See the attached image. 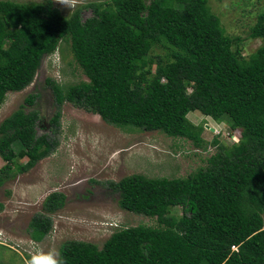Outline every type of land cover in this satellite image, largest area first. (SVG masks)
Returning a JSON list of instances; mask_svg holds the SVG:
<instances>
[{"label":"trees","instance_id":"1","mask_svg":"<svg viewBox=\"0 0 264 264\" xmlns=\"http://www.w3.org/2000/svg\"><path fill=\"white\" fill-rule=\"evenodd\" d=\"M86 8L93 14L83 19L81 7L64 16L52 0H0V109L9 93L34 82L43 59L62 43L88 78L72 85L47 80L57 108L50 134L38 135L40 113L25 108L39 95L3 121L0 158L8 165L0 186L57 149L65 103L122 130L161 132L202 148L204 127L188 119L199 112L226 122L238 142L226 147L215 139L207 166L186 178L133 175L112 184L123 210L157 218L158 226L120 229L103 248L68 241L59 261L264 264V10L250 32L262 44L245 57L241 38L226 33L209 0H109ZM64 205L65 196L53 193L43 207L54 213ZM174 208L182 216H173ZM51 230L46 215L30 223L35 241Z\"/></svg>","mask_w":264,"mask_h":264},{"label":"rangeland","instance_id":"2","mask_svg":"<svg viewBox=\"0 0 264 264\" xmlns=\"http://www.w3.org/2000/svg\"><path fill=\"white\" fill-rule=\"evenodd\" d=\"M52 1L64 16H71L81 7L82 17L86 19L93 14L92 9L86 8L88 3L109 0ZM209 5L221 19L226 33L241 38L244 56L255 53L262 42L252 39L250 32L264 10V0H209ZM48 79L63 85L88 81L68 46L62 43L59 51L43 59L28 88L7 95L0 109V125L25 104L29 95L35 94L39 95L35 106L25 108L27 112L40 113L38 135L50 134V120L57 108ZM61 112L57 149L28 172L16 173L0 186V261L6 264H52L53 258L59 261L61 247L68 241H84L103 248L120 229L139 225L157 227V218L123 210L120 195L112 184L133 175L186 178L207 166V160L217 152L215 139L231 147L239 137L237 133L233 136L226 122L217 123L199 112L190 113L188 119L195 126L204 127L202 148L191 140L168 137L161 132L119 129L71 103H65ZM27 161V158L16 159L20 165ZM7 165L0 158V170ZM53 193L63 194L65 205L47 213L43 204ZM182 213L181 208L172 210L173 216ZM40 214L51 219L52 230L38 242L31 236L30 223Z\"/></svg>","mask_w":264,"mask_h":264},{"label":"clouds","instance_id":"3","mask_svg":"<svg viewBox=\"0 0 264 264\" xmlns=\"http://www.w3.org/2000/svg\"><path fill=\"white\" fill-rule=\"evenodd\" d=\"M220 133H218L217 135H219ZM52 264H62V261H57L53 258L52 260Z\"/></svg>","mask_w":264,"mask_h":264},{"label":"water","instance_id":"4","mask_svg":"<svg viewBox=\"0 0 264 264\" xmlns=\"http://www.w3.org/2000/svg\"><path fill=\"white\" fill-rule=\"evenodd\" d=\"M212 130V129H211Z\"/></svg>","mask_w":264,"mask_h":264}]
</instances>
